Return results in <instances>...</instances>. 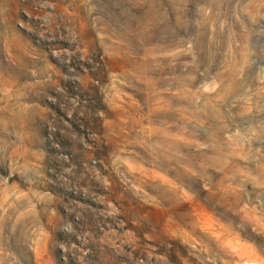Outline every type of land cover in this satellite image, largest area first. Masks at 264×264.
Instances as JSON below:
<instances>
[{"label":"rangeland","instance_id":"obj_1","mask_svg":"<svg viewBox=\"0 0 264 264\" xmlns=\"http://www.w3.org/2000/svg\"><path fill=\"white\" fill-rule=\"evenodd\" d=\"M0 264H264V0H0Z\"/></svg>","mask_w":264,"mask_h":264}]
</instances>
